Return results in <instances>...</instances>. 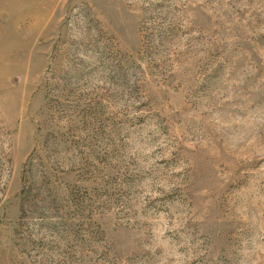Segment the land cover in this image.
Returning <instances> with one entry per match:
<instances>
[{"label": "rangeland", "instance_id": "obj_1", "mask_svg": "<svg viewBox=\"0 0 264 264\" xmlns=\"http://www.w3.org/2000/svg\"><path fill=\"white\" fill-rule=\"evenodd\" d=\"M0 264H264V0H0Z\"/></svg>", "mask_w": 264, "mask_h": 264}, {"label": "trees", "instance_id": "obj_2", "mask_svg": "<svg viewBox=\"0 0 264 264\" xmlns=\"http://www.w3.org/2000/svg\"><path fill=\"white\" fill-rule=\"evenodd\" d=\"M26 181V179H25V177L23 178V187H22V195H25L27 192H28V190H29V188H27L26 186H25V182Z\"/></svg>", "mask_w": 264, "mask_h": 264}]
</instances>
